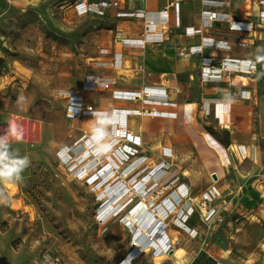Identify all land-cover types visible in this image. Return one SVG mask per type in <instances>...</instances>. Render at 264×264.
I'll list each match as a JSON object with an SVG mask.
<instances>
[{
    "label": "crops",
    "instance_id": "obj_1",
    "mask_svg": "<svg viewBox=\"0 0 264 264\" xmlns=\"http://www.w3.org/2000/svg\"><path fill=\"white\" fill-rule=\"evenodd\" d=\"M76 1L0 0V47L6 45L5 37L10 44L25 38V47L30 41L26 48L36 49L43 57L45 23L51 21L56 29L69 35L67 39H56L60 50L56 51V91L70 89L81 93L85 107L108 110L109 115L114 109H140L141 113L127 114V124L132 134L148 144L152 151L149 158L156 164L163 159L172 164L175 156L180 158V173L188 194L175 195V201L172 196L162 198L156 213L165 214L166 219L176 213L181 219L188 209V199L196 211L186 224L198 232V238L194 240L197 245L193 249L182 247L181 258L170 255L166 264H192L202 250L222 264L253 261L257 250L264 246V236L247 232L250 228L261 231L264 226V61L256 60L257 55H264L258 52L264 48V26L259 24L258 0H222V6L206 4L205 0H180V26L175 24L174 0H110L114 4L97 14H80L74 6ZM140 10L145 13L167 11L169 25L156 28L163 35V42L139 44L147 21L137 14H127ZM206 10L223 13L228 20H216L210 32L188 35L187 28L202 26ZM237 20L252 22L253 28L249 31L231 29V22ZM37 31L42 35L28 40ZM208 38L229 44L230 50L208 47L205 45ZM104 48L108 53H101ZM117 53L122 54L121 66L113 64ZM206 57L213 58L215 64L225 58L248 60L257 70L251 74L233 70L224 72L221 81H203L201 69ZM109 75L116 77L113 90L139 91L144 86L166 88L168 96L178 106L158 109L175 112L177 116L148 115L144 111L152 106L140 99H117L112 89L83 86L87 76ZM229 97L232 102L226 105L224 101ZM206 100L212 103L209 117L202 112ZM84 118L83 129L93 133L97 118ZM206 126L222 133L229 145L218 141L205 130ZM104 128L107 129V124ZM226 131L228 137L224 135ZM78 134L73 129L70 136ZM66 137L57 139L55 145L66 143ZM239 146L244 147L241 152L246 157L242 156ZM165 149L171 157H164ZM213 173L220 179L222 196L214 202L218 213L211 221L209 232L205 233L201 225L204 215L198 208L201 192L210 186ZM240 197L242 199L238 200Z\"/></svg>",
    "mask_w": 264,
    "mask_h": 264
},
{
    "label": "rangeland",
    "instance_id": "obj_2",
    "mask_svg": "<svg viewBox=\"0 0 264 264\" xmlns=\"http://www.w3.org/2000/svg\"><path fill=\"white\" fill-rule=\"evenodd\" d=\"M44 32L46 37L43 36L44 44H41L44 46L43 57L36 49L26 48L30 41L25 47V38L10 44L5 37L3 42L6 45L0 47V136L8 141L10 151L30 159V165L21 174L22 181L0 179V264H164L170 255L180 259L182 247L193 249L198 235L185 230L178 221L179 215L175 213L166 219L165 214L159 215L156 208H151L152 221L155 217L161 219L160 228L166 232H162L166 242L158 235L157 244H150L152 239L148 238L141 244V250H137L132 244L137 234H133L125 220H121L131 208H122L119 214L108 218L100 217L101 198L107 194H98L99 190L94 191L84 179L75 175V169L84 168V163H89L88 157H82L80 153L72 157L73 162L78 163L77 167L60 159L59 152L66 146L78 143L76 148L81 151L85 133L84 129L71 126L67 116L68 97L56 91V51H60L56 39H67L69 35L56 29L49 20L45 23ZM35 33L28 40H36L42 35L38 31ZM73 129L79 132L76 137L70 136ZM205 130L210 133L207 128ZM63 136H67L66 143L56 146L55 141ZM137 148L139 154L146 158L142 165L135 166L136 170L142 171L135 181L130 172L127 177L124 175L128 186L140 182L148 173L144 168L146 164L156 165L149 158L152 151L147 143L142 141L141 147ZM179 160V157H174V169L166 181L159 179L155 186L150 182L145 184L146 191L140 195L144 201L148 203L153 194L159 196L155 204L166 196H172L174 201L177 199L175 192L172 193L177 185L173 184L167 190L165 186L177 176L180 177L178 183L183 181ZM165 174L163 172L160 176ZM215 207L216 215V204ZM198 209L206 216V206ZM254 221L257 222L256 219ZM153 225L151 223L149 227ZM201 225L206 233L212 222L202 220ZM247 232L264 236V226L261 231L250 228ZM262 241L264 244V237ZM159 249L166 251L157 256L155 251ZM257 252V257L247 264H264V246ZM132 255L133 261L125 263Z\"/></svg>",
    "mask_w": 264,
    "mask_h": 264
},
{
    "label": "built area",
    "instance_id": "obj_3",
    "mask_svg": "<svg viewBox=\"0 0 264 264\" xmlns=\"http://www.w3.org/2000/svg\"><path fill=\"white\" fill-rule=\"evenodd\" d=\"M206 4H216V5H224V1L222 0H205ZM258 3L261 7L259 12V24L264 26V0H258ZM114 4L113 1L110 0H101V1H88V0H77L74 3L75 8L80 14H88V13H102L104 9H107L111 7ZM180 0H174L173 1V7L175 11V24L176 26H180L181 24V17H180ZM137 14L138 16L144 17L147 21L146 29L144 32V36L142 39H140L138 42L141 45H145L146 43H160L164 41V37L162 34L158 33L156 31V28L158 25L162 27H166L169 25L170 20L169 16L166 10H162L161 13H151V12H143L139 11L137 13H128L127 15H134ZM216 20H228L227 16L223 13H218L215 11L206 10L203 12V24L201 27H189L187 28V34L188 35H194V34H203L205 32H210V30L214 26V22ZM231 29L234 28H240L241 30H251L253 28L252 22H245V21H233L231 22ZM125 43V40L123 41ZM208 47H213L217 49L222 50H230L229 44H220L218 42H215L213 40H206V44ZM101 53H108V49H101ZM121 53L116 54L113 59L114 65H120L121 64ZM239 71L243 74H251L254 73L257 70V66L255 64H252L250 61H242L239 59L234 58H225L221 60L220 63L215 64L214 59L211 57L204 58L203 66H202V77L203 81H221L223 79L224 72L229 73L230 71ZM116 83V77L113 75L109 76H87L86 80L84 82V88L87 89H96L97 87H102L105 89H112V86ZM113 95L117 99H127V100H142V102L145 105L152 106L150 110H145V114H152V115H160V116H171L176 117L177 114L172 111H166V110H160L158 107L161 106H167L171 108H175L178 106V103L171 100L170 97L167 94L166 88L160 87V86H144L142 90L139 91H122L117 89H112ZM61 94H65L68 97V107H67V115L70 119L71 126L83 130L84 126V117L85 116H95L97 113H105L109 115L108 110H97L93 107H85L83 103V95L81 93H78L74 90H59ZM245 96V95H244ZM215 104V102H214ZM137 112L141 113L142 111L140 109H114L111 112V115L114 116L115 123L114 124H107V129L104 128V125H98V123L95 126V131L91 134H89L85 129L84 135L82 136L84 143H89L93 140L94 142H91V153L94 154V156L91 159L88 157L89 163H84V168L75 169V175L78 178L84 179V181L93 188L94 191L99 190L97 192L98 194H104L107 193V196L104 198H101V204L99 208H102L106 206L107 204H110L109 199L114 197H119L117 202L114 204L115 206H118L120 204L124 205V209L127 207H130L129 213L126 215H123L121 217V220H125L126 224H128L129 216H131L130 212L132 213L133 209L136 206L142 205L144 201V198H141V190L144 192L146 191L145 184L146 181H143L142 184L139 182L138 185L133 182L132 187L129 186L126 187V194L122 197L119 192L123 186H125L126 180L124 179V175H126L128 172H130V175H134L135 177L133 180L139 176H141V170H136L137 168L134 167L135 163L139 162L142 159H145L146 157L144 155L139 154V151H137V147H141L142 141L141 138H138L135 136L133 138L132 133L130 132L127 124V114ZM202 112L204 113V116H209L212 112V103L210 100H206L202 104ZM101 142V143H99ZM98 143V146L95 145ZM83 144L81 146V151H79L80 155L83 156V152L86 151ZM78 143L75 145H70L64 147L59 152L60 159L65 163L69 165H75L77 167L78 163L73 162V158L75 156H78V150L79 148L77 146ZM78 149V150H77ZM85 149V150H84ZM240 152L243 151L244 147L239 146ZM77 153H76V152ZM74 153V156H73ZM242 154V152H241ZM100 155V156H99ZM165 157L171 156L169 152H167V149L164 150ZM243 157H246L247 155L244 153L242 154ZM87 157V155L85 156ZM99 157H104L102 161H98L97 159ZM72 160V161H71ZM78 160V159H77ZM87 161V160H86ZM143 164V161L140 163V165ZM163 166V167H162ZM74 167V168H75ZM165 167V170L169 171L172 168V165L169 161L166 159L161 160L157 165L151 166L146 164L144 168L148 170V173L154 169ZM90 170H87V169ZM92 168V169H91ZM136 170V171H135ZM112 171L111 173H109ZM111 174L112 177L109 180H105L104 176L105 174ZM145 174L143 177L148 175ZM108 175V174H107ZM103 177V178H101ZM127 177V175H126ZM180 177H176L173 181L174 183L170 182V184L166 185L167 189L171 187V185L178 182ZM212 182L210 186L204 190L201 194V206L207 207V214L203 221H210L215 216V213L217 211V208L213 206V202H215L216 199L220 198L222 195V191L219 188V177L217 174L213 173L211 175ZM102 179V180H101ZM144 180V179H143ZM162 181V179H160ZM141 184V185H140ZM151 186H155L158 184L156 182V178L154 177V182L151 183ZM108 185V186H107ZM128 186V185H127ZM143 186V187H142ZM112 190V193L108 195ZM109 191V192H108ZM175 192V195H178L179 197H182L185 193L188 194V188H186L184 183H180L177 185V187L174 189L172 193ZM143 194V193H142ZM139 200H137L138 198ZM158 194H153L151 197L152 202L149 201V206L151 203H154L153 207L156 208L158 204H155L154 201L158 198ZM137 198V199H135ZM150 199V200H151ZM135 203V204H133ZM131 205V206H130ZM186 205L188 206V209L186 210L185 214L182 216L181 223L183 224L185 230L188 232H194L195 235H198V232L195 229L190 228L187 226L186 222L189 216H191L195 212V208L191 205H189V201L187 199ZM179 212L181 211L178 210ZM178 212V213H179ZM177 213V214H178ZM98 211V215H99ZM102 215H100L101 217ZM184 219V220H183ZM103 220V217H102ZM165 241V236H162ZM166 242V241H165ZM166 250H156L155 253L157 256L163 255ZM217 264H222L220 262H217Z\"/></svg>",
    "mask_w": 264,
    "mask_h": 264
},
{
    "label": "bare ground",
    "instance_id": "obj_4",
    "mask_svg": "<svg viewBox=\"0 0 264 264\" xmlns=\"http://www.w3.org/2000/svg\"><path fill=\"white\" fill-rule=\"evenodd\" d=\"M99 1H101V0H99ZM122 41V40H121ZM222 113V112H221ZM224 115V114H223ZM222 115V117L224 118V116ZM133 135V138H135V136H137V135H135V134H132ZM138 138H140L139 136H137ZM95 140H93V141H91V142H94ZM142 141V140H141ZM91 142H89V143H84L85 145H84V147H85V149H86V151H84L83 152V156H86L87 155V157H89L90 159L94 156V154L93 153H91V150H90V147H91ZM99 143H101V142H99ZM84 149V150H85ZM78 150V149H77ZM167 152H169V151H167ZM77 153V152H76ZM79 153V152H78ZM81 153V152H80ZM141 155H144V154H141ZM90 156H92V157H90ZM100 156V155H99ZM146 157V156H145ZM164 157H165V155H164ZM169 157H171V156H169ZM104 159V157H99L97 160L98 161H102ZM143 160H145V159H142V160H140L139 162H137V163H135V165H134V167L136 166V165H138V164H140ZM157 165V164H156ZM172 165V164H171ZM163 167V166H162ZM172 169V168H171ZM112 171H110L109 173H111ZM163 172H165L166 174L164 175V176H160V174L161 173H163ZM109 173H107V174H105V176H104V178H105V180H109V179H111V177H112V175L111 174H109ZM172 174V171L171 170H169V171H167V170H165V167H164V170H163V168H158V169H154V170H152V171H150L149 173H148V175L147 176H145V177H143L142 176V178H141V180H140V183L142 184V182L143 181H146V182H150L151 181V183L152 182H154V177L156 178V181H158L159 179H162V181H166V179H167V177L169 176V175H171ZM168 175V176H167ZM162 177V178H161ZM101 178H103V177H101ZM144 179V180H143ZM102 180V179H101ZM126 183H128V182H126ZM139 184V182L138 183H136V185H138ZM140 184V185H141ZM168 184H170V183H168ZM168 184H166V185H168ZM180 184V182L178 183H175L174 185H179ZM133 185V184H132ZM108 186V185H107ZM126 187H128L129 188V186H127V184L125 185V186H123L121 189H119L120 191L119 192H121L120 194L122 195V197L126 194V192H127V190H126ZM130 187H132V186H130ZM143 187V186H142ZM177 187V186H176ZM165 188H166V190H167V187L165 186ZM164 188V189H165ZM169 191V190H168ZM109 192V191H108ZM141 192L143 193V190H141ZM112 193V190H111V192L110 193H108V195H110ZM105 194H107V193H104V195ZM178 195H180V194H178ZM119 199V197H114V196H112L110 199H109V202H110V204H107L106 206H104V207H102V208H100L99 209V213L105 218H108V217H110L111 215H116L117 213L119 214L121 211H122V208L124 207V205L123 204H121V206L120 207H118V206H115L114 205V202L115 201H117ZM149 201H151L152 202V199L151 200H149ZM116 207H118L117 209H115ZM158 207V206H157ZM156 207V208H157ZM153 209V208H152ZM156 210V209H155ZM153 213V211L150 209V206H149V202L148 203H146V202H143L142 203V205H139V206H136L134 209H133V214L130 216V218H129V220H128V224H126V226L132 231V233L133 234H137L136 235V237H135V242L134 243H132V244H134L133 246H136V249L138 250H141V244L146 240V239H148V238H150V239H152V242L150 243V244H157V237L156 236H158V235H160V236H162V232H164L165 234H166V232L163 230V227H161L160 228V224H161V219H158L157 217H155L154 218V221H152V214ZM179 214H180V212H179ZM157 216H159V215H157ZM178 221L181 223V221L178 219ZM151 223H154V225L153 226H155L156 227V231H155V228H150L149 227V224H151ZM152 226V227H153ZM133 229V230H132ZM159 229H160V231H159ZM154 239L156 240L155 242H154ZM135 252H137V251H135ZM127 256H129V255H127ZM133 259H134V256L132 255L131 256V258H129V257H127V259H126V261H125V263H130V262H132L133 261Z\"/></svg>",
    "mask_w": 264,
    "mask_h": 264
},
{
    "label": "clouds",
    "instance_id": "obj_5",
    "mask_svg": "<svg viewBox=\"0 0 264 264\" xmlns=\"http://www.w3.org/2000/svg\"><path fill=\"white\" fill-rule=\"evenodd\" d=\"M258 52H264V48L258 49ZM257 61H264V55H257ZM231 97L226 98L224 103L230 104ZM96 118L98 125L114 124L115 119L113 115L105 113H97ZM30 165V159L27 156H19L18 154L10 151L8 141L0 136V179L22 181V172Z\"/></svg>",
    "mask_w": 264,
    "mask_h": 264
},
{
    "label": "trees",
    "instance_id": "obj_6",
    "mask_svg": "<svg viewBox=\"0 0 264 264\" xmlns=\"http://www.w3.org/2000/svg\"><path fill=\"white\" fill-rule=\"evenodd\" d=\"M206 128L210 131V133H212L211 135H213L222 144H224L225 146L229 145V140H225L223 138V135L219 131L215 130L212 126H206ZM224 135L228 137L229 133L226 131ZM192 264H217V261L206 251L202 250Z\"/></svg>",
    "mask_w": 264,
    "mask_h": 264
}]
</instances>
